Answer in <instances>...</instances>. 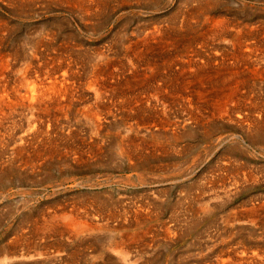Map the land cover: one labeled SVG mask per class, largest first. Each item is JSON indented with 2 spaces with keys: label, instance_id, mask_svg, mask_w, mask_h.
I'll return each instance as SVG.
<instances>
[{
  "label": "rangeland",
  "instance_id": "obj_1",
  "mask_svg": "<svg viewBox=\"0 0 264 264\" xmlns=\"http://www.w3.org/2000/svg\"><path fill=\"white\" fill-rule=\"evenodd\" d=\"M148 29L155 37L130 53ZM0 36L4 52L26 57L38 44L40 63L72 62L79 84L55 123L65 132L61 151L37 173L12 166L0 182V258L19 234L21 247L60 251L3 264H119L106 241L129 230L143 232L128 241L133 264H210L237 242L264 250V0H0ZM93 72L105 75L110 113L98 128L83 116ZM16 76L7 72L10 82ZM127 134L141 137L128 159L114 146ZM88 135L100 153L65 154L66 145L91 146ZM252 206L260 207L256 222L240 219ZM68 212L94 228L68 238L31 225Z\"/></svg>",
  "mask_w": 264,
  "mask_h": 264
},
{
  "label": "bare ground",
  "instance_id": "obj_2",
  "mask_svg": "<svg viewBox=\"0 0 264 264\" xmlns=\"http://www.w3.org/2000/svg\"><path fill=\"white\" fill-rule=\"evenodd\" d=\"M11 1V0H10ZM18 1V0H17ZM8 26V25H7ZM220 24L218 25V27ZM222 26V25H221ZM217 29H221L218 28ZM223 27V26H222ZM155 28V27H154ZM157 29V27H156ZM163 29V28H162ZM149 30V31H148ZM147 33H144V36L138 38L139 40H135L132 44L134 45L130 53L140 52V49L137 48L139 45H147L150 43V40L153 39L156 35L155 30L148 29ZM215 30V29H214ZM46 32V31H45ZM55 32V31H54ZM157 32H159L157 30ZM43 33V32H42ZM140 34V33H139ZM161 34V33H160ZM159 34V35H160ZM41 35V34H40ZM55 35V34H54ZM163 35V34H162ZM38 37V36H37ZM36 37V38H37ZM161 37V36H159ZM158 37V38H159ZM39 38V37H38ZM37 38V40H39ZM43 39V38H42ZM135 39V38H134ZM163 39V38H162ZM55 40V39H54ZM2 41V36H0V42ZM36 41V40H35ZM44 41V40H43ZM56 41V40H55ZM54 41V42H55ZM65 41V40H64ZM157 41V40H156ZM53 42V41H52ZM129 42V41H128ZM153 42V40H152ZM158 42V41H157ZM35 43V42H34ZM33 43V44H34ZM38 43V42H37ZM41 43V42H40ZM47 43V42H46ZM57 43V42H56ZM130 44V43H128ZM130 44V45H132ZM163 44V43H162ZM161 44V46H162ZM38 45V44H37ZM36 44L32 45L30 48V52L26 57L19 56L18 53H8L2 51L0 47V182L7 180L10 174V170L12 166H16L17 169H30L33 173H37L39 171L40 164L43 163V159L46 155L52 156L56 152L61 151L60 147V135L61 132H56L57 130L55 123L58 120V115H67L70 111L71 106L74 103V96L79 87V84H75L76 75L72 69L71 63H62L63 61L56 60L54 62L53 58H50L49 61L45 60L40 63L39 60L42 58L39 56L41 52L38 51V46ZM47 45V44H46ZM45 45V47H46ZM51 45V44H50ZM62 45V44H61ZM64 45V43H63ZM70 45V44H69ZM129 45V48H130ZM158 45V44H156ZM41 46V45H40ZM43 46V45H42ZM56 46V45H55ZM64 45L62 47H65ZM159 47V45H158ZM127 48V46H126ZM128 48V49H129ZM139 49V51L136 50ZM145 48V46H144ZM249 48V47H248ZM8 49V48H7ZM19 49V48H18ZM46 49V48H44ZM43 49V50H44ZM51 49V48H50ZM54 49V48H53ZM60 49V48H59ZM131 49V48H130ZM150 49V48H147ZM146 49V50H147ZM250 49V48H249ZM40 50V49H39ZM49 50V49H47ZM240 50V49H239ZM18 51V50H17ZM22 51V50H21ZM42 51V49H41ZM152 51V50H151ZM158 51V50H157ZM68 52V51H67ZM126 52V51H125ZM124 52V53H125ZM128 52V51H127ZM147 51H145L146 54ZM60 53V51H59ZM157 53V52H156ZM160 53V52H159ZM51 54V53H50ZM129 54V53H128ZM127 54V56H128ZM137 54V53H136ZM243 54V53H242ZM46 55V53H45ZM79 55V54H78ZM131 55V54H129ZM148 55V54H146ZM153 55V54H152ZM164 55V54H163ZM234 55V54H233ZM238 55V54H237ZM241 55V54H240ZM51 56V55H50ZM59 56V55H58ZM70 56V55H69ZM72 56V55H71ZM143 56V55H142ZM141 56V57H142ZM151 57V56H150ZM159 57V56H158ZM235 57V55H234ZM41 58V59H39ZM82 58V57H81ZM80 58V59H81ZM133 58V57H132ZM132 58H130V62H132ZM140 58V57H139ZM170 58V57H169ZM48 59V58H47ZM106 59V58H105ZM134 59H136L134 57ZM144 59V57H143ZM162 59V58H161ZM160 59V60H161ZM166 59V58H165ZM164 59V60H165ZM62 60V59H61ZM138 60V59H137ZM141 60V59H140ZM168 60V59H167ZM69 61V60H68ZM96 61V60H95ZM135 61V60H134ZM133 61V63H134ZM145 61V60H144ZM148 61V59H147ZM162 61V60H161ZM166 61V60H165ZM151 62V61H150ZM155 62V61H153ZM152 62V63H153ZM76 63V62H74ZM137 63V62H136ZM135 63V64H136ZM79 64V63H78ZM101 64V63H100ZM163 64V63H161ZM109 65V64H108ZM155 65V64H154ZM167 65V64H166ZM81 66V65H80ZM95 66V65H94ZM101 66V65H100ZM110 67V66H109ZM133 67V66H132ZM157 67V66H156ZM100 68V67H99ZM153 68V67H152ZM14 70L17 73L16 78L18 83L10 82L7 78V72L10 70ZM96 69V68H95ZM134 69V67H133ZM154 69V68H153ZM88 70V69H87ZM105 70V69H104ZM108 70V69H107ZM78 71V70H77ZM103 71V70H102ZM111 71V70H110ZM109 71V72H110ZM78 73V72H77ZM104 73V72H103ZM112 73V72H111ZM132 73V72H131ZM137 73V72H136ZM79 74V73H78ZM77 74V75H78ZM88 74V73H87ZM112 75V74H111ZM90 76V75H89ZM105 76V75H104ZM102 74V77H104ZM86 77V76H85ZM102 77L93 72V76L91 81L89 80L84 90L92 91L94 100L90 103H86L83 108V116L86 119L90 120L91 123L95 127H99L102 120H106L110 113L109 111L104 109L103 111V102L105 93L107 92V86L105 81H103ZM111 77V76H110ZM84 78V77H82ZM88 78V77H87ZM117 78V77H116ZM86 79V78H85ZM105 79V78H104ZM112 79V78H111ZM78 80V79H77ZM113 80V79H112ZM111 80V81H112ZM82 81V80H81ZM108 81V79H107ZM110 81V80H109ZM80 82V81H79ZM111 83V82H110ZM115 83V81H114ZM113 83V84H114ZM120 83V82H119ZM126 83V82H125ZM108 85V84H107ZM117 85V83L115 84ZM158 85V84H157ZM114 86V85H113ZM112 86V87H113ZM155 87V86H154ZM111 88V87H109ZM108 88V89H109ZM114 88V87H113ZM157 89V87H155ZM160 88V87H159ZM83 89V86L81 90ZM112 89V88H111ZM161 89V88H160ZM121 90V89H120ZM234 90V89H233ZM236 90V89H235ZM158 91V90H157ZM156 91V92H157ZM82 91H80L81 93ZM110 92V90H109ZM116 92V91H115ZM160 92V91H159ZM112 93V92H110ZM114 93V92H113ZM155 93V92H154ZM79 94V93H78ZM90 94V93H89ZM107 93L106 95H108ZM122 94V93H121ZM84 95V94H83ZM82 95V97H83ZM87 95V94H86ZM89 96V95H88ZM87 96V99H88ZM114 96V95H113ZM120 96V95H119ZM110 97V96H109ZM112 97V96H111ZM115 97V96H114ZM117 97V96H116ZM157 97V96H156ZM155 97V98H156ZM228 97V96H227ZM78 98V97H77ZM81 98V96H80ZM92 98V99H93ZM136 98V97H135ZM145 98V97H144ZM222 98V97H221ZM84 99V97H83ZM91 99V100H92ZM107 99V98H106ZM114 99V98H113ZM137 99V98H136ZM149 99V98H148ZM223 99V98H222ZM111 100V99H110ZM126 100V99H125ZM145 100V99H144ZM77 101V100H76ZM79 101V100H78ZM82 101V98H81ZM86 101V100H85ZM136 101V100H133ZM138 101V100H137ZM83 102V101H82ZM81 102V103H82ZM109 102V101H108ZM113 102V100H112ZM116 102V100H115ZM119 102V100H118ZM123 102V101H122ZM127 102V101H124ZM132 102V101H131ZM130 102V103H131ZM164 102V101H163ZM219 102V101H218ZM80 103V104H81ZM129 103V104H130ZM126 104V103H125ZM128 103L126 105H129ZM79 105V103H78ZM124 105V103H123ZM131 105V104H130ZM134 105V104H133ZM136 105V104H135ZM165 105V104H164ZM218 106V105H217ZM76 107V106H75ZM73 107V108H75ZM122 107V106H120ZM131 107V106H130ZM141 107V106H139ZM78 108V107H77ZM128 108V106L126 107ZM130 109V108H129ZM218 109V108H217ZM72 110V109H71ZM75 110V109H74ZM77 110V109H76ZM115 110V109H114ZM122 110V109H121ZM114 112V111H113ZM77 113V112H76ZM70 116V115H69ZM73 116V115H72ZM75 116V115H74ZM117 116V115H116ZM68 117V116H67ZM73 118V117H72ZM191 118V117H190ZM232 118V117H231ZM68 119V118H67ZM60 120V119H59ZM81 120V119H80ZM159 120V119H158ZM166 120V119H165ZM67 121V120H66ZM124 121V120H123ZM163 120H161V124ZM168 121V120H167ZM65 122V121H64ZM105 122V121H104ZM82 123V122H81ZM175 123V122H174ZM65 124V123H64ZM73 124V123H72ZM156 124V123H155ZM160 123H158L159 125ZM168 124V123H167ZM103 125V124H102ZM144 125V124H143ZM146 125V124H145ZM152 125V124H151ZM157 125V124H156ZM181 125V124H180ZM184 125V124H182ZM136 126V125H135ZM166 126V125H165ZM164 126V127H165ZM258 126V125H257ZM103 127V126H102ZM160 127V126H159ZM96 128V129H97ZM136 128V127H135ZM140 128V127H139ZM138 128V129H139ZM161 128V127H160ZM158 128V129H160ZM166 128V127H165ZM170 128V127H169ZM178 128V127H177ZM256 128V127H255ZM76 129V127H74ZM141 129V128H140ZM157 129V130H158ZM167 129V128H166ZM258 129V128H257ZM262 129V128H261ZM70 130V129H69ZM125 130V129H124ZM164 130V128H163ZM191 130V128H190ZM182 131V130H181ZM77 132V130H76ZM97 132V131H96ZM99 132V130H98ZM100 133V132H99ZM134 133V132H133ZM146 133V132H145ZM160 133V132H159ZM263 133V131H262ZM104 134V133H103ZM118 134V133H117ZM131 134V133H130ZM129 134V135H130ZM147 134V133H146ZM150 134V131H149ZM264 134V133H263ZM261 134V135H263ZM70 135V134H68ZM105 135V134H104ZM108 135V134H107ZM111 135V134H110ZM119 135V134H118ZM128 134L117 137L119 141L115 142V151L116 153L122 157L127 158L130 155H133L139 143H137L139 139L136 138L135 141ZM142 135V134H141ZM259 135V134H258ZM64 136V135H63ZM62 136V137H63ZM102 136V135H101ZM134 136V135H133ZM156 136V135H155ZM139 137V135H138ZM146 137V136H144ZM150 137V136H147ZM261 137V136H260ZM90 140L87 142L89 145L94 142L95 138L92 135H88L86 139ZM99 138V137H98ZM135 138V137H134ZM173 138V137H172ZM175 138V137H174ZM72 139V137H71ZM75 139V138H74ZM148 138V142L150 141ZM155 139V138H154ZM63 140V139H62ZM61 140V141H62ZM78 140V139H77ZM76 140V141H77ZM81 140V139H80ZM82 140H85L83 138ZM147 140V138H146ZM157 140V139H156ZM159 140V139H158ZM67 141V140H66ZM69 141V140H68ZM96 141V140H95ZM163 141V140H162ZM75 142V141H73ZM79 142V141H78ZM83 142V141H82ZM143 142V141H142ZM67 143V142H66ZM72 143V142H70ZM69 143V144H70ZM80 143V142H79ZM99 143V142H98ZM159 143V142H158ZM63 144V143H62ZM84 145V143H82ZM80 144V145H82ZM97 144V142H96ZM145 144V142L143 143ZM151 144V143H150ZM160 144V143H159ZM65 145V144H64ZM73 145V144H72ZM66 145L64 148L65 154H71L73 158L78 159L81 157H89L88 154H97L101 151V146L92 144L91 146H81L78 144L76 146ZM148 145V144H147ZM78 146V147H77ZM150 146V145H149ZM148 146V147H149ZM157 146V145H156ZM142 147V146H141ZM143 148V147H142ZM147 148V147H146ZM151 148V147H150ZM154 148V147H153ZM140 149V148H139ZM138 149V150H139ZM145 149V146H144ZM149 149V148H148ZM162 149V148H161ZM137 150V153H138ZM151 150V149H150ZM114 151V152H115ZM145 151V150H144ZM149 151V150H148ZM153 150H151L152 152ZM150 152V151H149ZM4 153V159L1 158ZM135 153V152H134ZM142 153H144L142 151ZM152 154V153H151ZM103 155V154H102ZM135 155V154H134ZM137 155V154H136ZM140 155V152H139ZM100 156V155H99ZM144 156V154H143ZM141 155V157H143ZM132 157V156H131ZM134 157V156H133ZM146 157V156H145ZM85 159V158H84ZM91 159V158H90ZM96 159V158H95ZM103 159V158H102ZM98 160V159H97ZM102 161V160H101ZM123 163V162H122ZM143 163V162H142ZM126 164V163H125ZM141 166V165H140ZM144 166V165H143ZM139 167V165H138ZM144 169V168H143ZM26 173V172H25ZM20 175V174H19ZM137 177V175H136ZM135 178V177H134ZM136 179V178H135ZM29 182V181H28ZM23 183V182H22ZM25 183V182H24ZM74 183V182H73ZM15 184V183H14ZM71 184V183H70ZM4 185V184H3ZM22 185V184H21ZM6 191V190H5ZM4 191V192H5ZM6 193V192H5ZM95 194V193H94ZM2 197V196H1ZM98 200V199H97ZM98 203V201H96ZM263 202V200H262ZM105 204V203H104ZM106 205V204H105ZM256 204H254L255 206ZM264 206V203L261 204ZM93 206V205H92ZM102 206V205H101ZM246 206V205H244ZM250 207L245 211L241 212L238 216L240 219L245 218V220H251L256 222L257 217L259 216V208ZM86 208V207H85ZM102 208V207H101ZM104 208V207H103ZM210 208V207H209ZM96 209V208H95ZM93 209V210H95ZM105 209V208H104ZM107 209V208H106ZM211 209V208H210ZM64 210V209H63ZM97 210V209H96ZM125 210V209H124ZM238 210V209H237ZM65 211V210H64ZM70 211V210H69ZM85 211V210H84ZM111 211V210H110ZM129 211V210H128ZM136 212L138 210H135ZM211 211V210H210ZM239 211V210H238ZM31 212V211H30ZM62 212V211H61ZM83 212V211H82ZM262 212V210H261ZM57 213V212H56ZM56 213H54L56 215ZM60 213V212H59ZM58 213V214H59ZM75 213V209H74ZM98 213V212H97ZM102 213V212H101ZM100 213V214H101ZM115 213V212H114ZM122 213V212H121ZM126 213V212H125ZM131 213V212H130ZM69 215H56L59 216L60 219L54 220V215H49L48 218L41 219V223L35 219V222L31 224L34 227V231L40 229H47L52 231L53 233L59 235H65L68 238H74L83 232H88L94 228L93 223L89 220L83 219L80 221L76 216L72 217ZM79 214V213H76ZM111 214V213H110ZM133 214V212H132ZM143 214V212H142ZM236 214V213H235ZM89 215V214H88ZM97 215V214H96ZM104 215V214H103ZM102 215V216H103ZM106 215V214H105ZM112 215V214H111ZM120 215V214H119ZM90 216V215H89ZM115 216V215H114ZM136 216V214H135ZM143 216V215H142ZM237 216V215H236ZM262 216V215H261ZM39 217V216H38ZM106 217V216H104ZM110 217V216H109ZM116 217V216H115ZM141 217V216H140ZM144 217V216H143ZM228 217V216H227ZM263 217V216H262ZM36 218V217H35ZM53 218V219H52ZM57 218V217H56ZM69 218V219H67ZM89 218V217H87ZM98 218V217H96ZM120 218V217H119ZM127 218V217H126ZM136 218V217H135ZM149 218V217H148ZM229 218V217H228ZM227 218V219H228ZM259 218V217H258ZM38 219V218H37ZM102 219V218H101ZM114 219V218H113ZM116 219V218H115ZM234 219V217H233ZM238 219V218H237ZM261 219V218H260ZM40 220V219H39ZM44 220H46L44 222ZM92 220V219H90ZM140 220V218H139ZM150 220V219H149ZM145 222V221H144ZM103 223V222H102ZM138 223V222H137ZM231 223V222H230ZM118 224V223H117ZM120 224V222H119ZM133 224V223H132ZM131 224V225H132ZM146 224V223H145ZM259 224V223H258ZM116 225V224H115ZM136 225V224H135ZM140 225V224H139ZM123 226V225H122ZM262 226V225H261ZM32 227V228H33ZM133 227V226H132ZM257 227V226H256ZM31 227L29 226V229ZM102 228V227H101ZM125 228V227H124ZM128 228V227H127ZM137 228V227H136ZM230 228V227H229ZM249 228V227H248ZM258 228V227H257ZM122 229V228H121ZM165 230V229H164ZM169 230V229H168ZM130 231V230H129ZM124 232L119 233L116 239H108L106 241L107 248L111 251V253L116 254L119 261V264H133V262L129 261L125 258L127 252L129 250L128 241L132 239H139L143 232ZM167 231V229H166ZM43 232V230H42ZM45 232V230H44ZM34 233V232H33ZM47 233V232H45ZM92 234V233H91ZM36 235V234H35ZM46 235V234H45ZM50 235V234H49ZM233 235V234H232ZM41 236V235H40ZM80 236V235H79ZM144 236V235H143ZM165 236V235H163ZM43 237V236H42ZM47 237V236H46ZM239 237V236H238ZM262 237V236H261ZM25 238V237H24ZM41 238V237H39ZM48 238V237H47ZM81 238V237H80ZM144 238H147V236ZM243 238V237H242ZM15 239V237H14ZM34 239V238H33ZM79 239V237L77 238ZM101 239V238H99ZM142 239V238H141ZM140 239V240H141ZM150 239V238H149ZM239 239V238H238ZM29 240V238H28ZM45 240V239H44ZM218 240V239H217ZM243 240V239H242ZM264 240V238H263ZM21 234L15 240H11L10 248L6 247L5 253L2 254L0 258V264H3L5 261H28V260H36L41 257L43 253H48L49 255H55L60 248L55 247L52 250L40 251L43 246H39L35 244L33 246H24V242L22 243ZM26 241V240H25ZM30 241V240H29ZM149 241V240H148ZM134 242V241H133ZM132 242V243H133ZM234 242V241H233ZM34 243L36 241L34 240ZM66 243V242H65ZM221 243V242H220ZM258 243V242H256ZM263 243V242H262ZM26 245V244H25ZM73 245V244H72ZM254 245V244H253ZM264 245V244H263ZM65 246V245H64ZM96 246V245H95ZM132 246V245H131ZM67 247V246H66ZM255 247V246H254ZM263 248V247H262ZM50 249V248H49ZM70 249V248H69ZM44 250V249H43ZM52 253V254H51ZM46 254V255H48ZM45 255V254H44ZM43 255V256H44ZM217 258L211 262L210 264H264V250L259 248H253L252 245L247 242L239 243L236 245H230V247L226 250H223L221 254H217ZM204 256V255H202ZM50 258V257H49ZM213 258V257H212ZM48 259V258H47ZM135 259V258H134ZM55 260V259H54ZM113 260V259H112ZM39 262V261H37Z\"/></svg>",
  "mask_w": 264,
  "mask_h": 264
}]
</instances>
